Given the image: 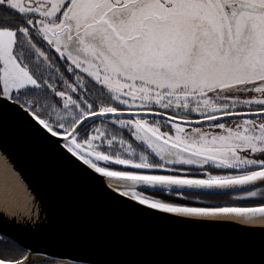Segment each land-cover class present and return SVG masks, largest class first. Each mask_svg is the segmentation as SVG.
Instances as JSON below:
<instances>
[{"label": "snow or ice", "instance_id": "snow-or-ice-1", "mask_svg": "<svg viewBox=\"0 0 264 264\" xmlns=\"http://www.w3.org/2000/svg\"><path fill=\"white\" fill-rule=\"evenodd\" d=\"M13 125L118 212L260 236L213 260L0 230V264H264V0H0V133ZM33 200L7 218L43 228Z\"/></svg>", "mask_w": 264, "mask_h": 264}, {"label": "water", "instance_id": "water-1", "mask_svg": "<svg viewBox=\"0 0 264 264\" xmlns=\"http://www.w3.org/2000/svg\"><path fill=\"white\" fill-rule=\"evenodd\" d=\"M39 193L46 206L43 228L31 231L7 217L27 216ZM243 219V218H238ZM249 225L233 221L187 224L134 218L102 202L75 180L26 130L9 126L0 133V230L55 250L118 248L164 258L228 260L259 239Z\"/></svg>", "mask_w": 264, "mask_h": 264}, {"label": "trees", "instance_id": "trees-1", "mask_svg": "<svg viewBox=\"0 0 264 264\" xmlns=\"http://www.w3.org/2000/svg\"><path fill=\"white\" fill-rule=\"evenodd\" d=\"M6 247H7V245L3 246V245H1V243H0V248H5V249H7ZM9 250H10V249H9Z\"/></svg>", "mask_w": 264, "mask_h": 264}, {"label": "flooded vegetation", "instance_id": "flooded-vegetation-1", "mask_svg": "<svg viewBox=\"0 0 264 264\" xmlns=\"http://www.w3.org/2000/svg\"><path fill=\"white\" fill-rule=\"evenodd\" d=\"M1 245H3V246H5V245H7V249H8V244L7 243H1Z\"/></svg>", "mask_w": 264, "mask_h": 264}]
</instances>
